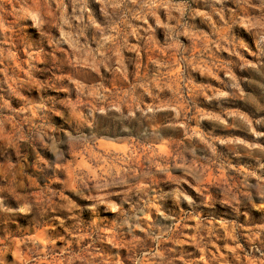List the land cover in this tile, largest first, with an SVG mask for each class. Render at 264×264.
<instances>
[{"label":"clouds","instance_id":"clouds-1","mask_svg":"<svg viewBox=\"0 0 264 264\" xmlns=\"http://www.w3.org/2000/svg\"><path fill=\"white\" fill-rule=\"evenodd\" d=\"M0 264H264V0H0Z\"/></svg>","mask_w":264,"mask_h":264}]
</instances>
